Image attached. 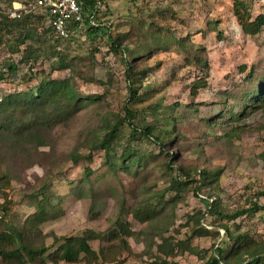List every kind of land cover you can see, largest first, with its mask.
Listing matches in <instances>:
<instances>
[{"label":"rangeland","instance_id":"rangeland-1","mask_svg":"<svg viewBox=\"0 0 264 264\" xmlns=\"http://www.w3.org/2000/svg\"><path fill=\"white\" fill-rule=\"evenodd\" d=\"M29 1L13 0L11 6L24 5ZM99 2L102 7L96 10L95 20L101 28L93 32L88 28L76 30L69 40L59 44L49 39L43 29V20L37 17L34 25L39 36L36 61H21L19 52L11 54L0 44V69L5 70L0 78V96L27 90L43 76L56 79L72 76L75 88L82 95L104 94L102 103L105 109L125 116L123 107L128 90L123 62L110 49L111 40L127 33L124 42L132 46L137 39H142V34L146 37L150 32H158L162 47H155L151 41L150 47L155 50L148 56L144 51L139 59V66L147 69L142 84L148 87L149 97L141 103L129 105L135 111L134 123L159 128L174 126L172 136L181 135L178 137L179 143H172L166 149L179 152L178 164H192L199 169L220 168L219 175L211 184L203 186L198 195L190 189L181 193V198L173 207L171 222L166 230L161 229L162 234L173 240L192 236V243L201 253L212 245L226 247L230 239L221 227L223 222L208 211V202L218 199L224 212L231 213L244 207L245 200L253 192L264 189V109L246 116L242 120L247 126L246 130L230 138L224 135L229 125L226 122L217 124L221 123V118L210 126L202 118L231 106L235 100L222 94V91H243L247 84L245 75L251 67L254 75L264 72V26L256 34L245 33L233 14L230 0ZM0 6L5 8L7 2L1 0ZM187 34L196 45L204 46L202 54L208 63L206 85L196 95L190 93V82L195 76L204 75L203 71L200 66L188 63L185 54L177 51L176 44L169 41L171 35L180 38ZM60 56H63L67 66L56 68ZM7 60L17 63L16 72H9L3 67ZM242 65L245 70L240 69ZM28 66L33 67L29 69ZM93 107L90 105L79 111L67 125H58L46 143L31 157V165H25L21 157L0 160V171L6 169L10 175L9 185L0 189V202L4 195L12 200L9 217L22 223L35 210L28 193L49 177L48 192L60 197L59 200L54 199L58 201V210L54 217L39 226V230L45 242L50 244L54 235L79 236L88 228H109L119 210L120 199L124 198V216L133 229V234L126 237L131 251H122V262L119 263H104L101 257L91 264H150L157 256L153 242H160L159 228L139 223L127 210L136 199L145 197L148 188L153 191L166 186L163 169L152 163L144 168L150 171L145 177H142L141 170L136 176L120 172L118 178H103L102 151L93 152L91 161L80 159L73 163L69 158L70 153H87L85 140L100 128L99 109ZM233 111L238 112L239 108ZM144 148L157 150L152 142L144 143ZM86 167L93 171L90 178L94 182V191L103 196L102 200H95L97 205H93L84 192L76 193L75 186H87V183H80ZM106 185L108 189H105ZM171 194L172 191L164 198ZM257 202L264 204V197H258ZM92 210H99L97 216L94 217ZM198 210L205 214L200 220L202 226L208 228L205 235H192L194 221L188 217ZM226 223L230 231H248L254 238L263 239L264 207L250 217L242 215ZM99 244L98 240L91 241L94 249ZM56 246H52L48 252H52ZM208 254L204 253L206 258ZM167 260L171 264H202L205 258L201 259L186 250L167 257ZM28 264L88 263L82 258L74 263H54L46 259L44 263L35 261Z\"/></svg>","mask_w":264,"mask_h":264},{"label":"trees","instance_id":"trees-1","mask_svg":"<svg viewBox=\"0 0 264 264\" xmlns=\"http://www.w3.org/2000/svg\"><path fill=\"white\" fill-rule=\"evenodd\" d=\"M5 1L7 6L5 8L0 6V44H3L11 54L19 52L21 61L27 63L29 60H37L39 36H37L34 26L37 17L43 20V29L53 43L59 44L71 38V35L64 40L54 37L51 28L45 22L44 15L28 12L25 9H13L11 6L13 0ZM84 1L91 9H96V0ZM230 1L233 14L242 30L250 35L258 33L264 26V14L254 15L250 4L244 0ZM11 11L16 14L10 16ZM100 26L99 24L90 26L87 30L93 32L99 30ZM75 31L74 29L73 32ZM157 33L150 32L148 33L149 37L142 34V39H137L132 46L124 42L127 33L111 40L110 49L123 62V75L128 90V97L123 107L125 116L105 109V105L102 103L104 94L82 95L75 88L72 76L61 79L43 76L27 90L0 96V160L21 157V160L26 162L25 165H31V157L38 152L41 145L46 143V139L51 136L50 133L58 125H67L79 111L94 105L93 109H99L100 128L96 134L85 140L84 143L88 145L87 153L82 155H76L75 152L70 153L69 158L73 163L80 159L91 161L93 152L102 151L101 165L104 167V171L101 172V176L103 178L108 176L118 178L120 172L136 176L141 170L142 177H145L150 171L144 168L152 163L163 169L162 177L167 183L166 186L153 191L148 188L145 191V197L136 199L127 210L139 223L155 225L159 228L157 233L160 242H153L157 256L150 264H171L167 257L186 250L201 259L205 258L202 264H264V238H254L248 231H230L226 223L238 216L250 217L261 210L264 204H259L257 198L264 197V189L253 192L245 200L244 207L231 213L224 212L218 199L208 202V211L223 222L221 227L230 239L226 247L212 245L210 246L211 250L210 248L205 249L201 253L192 243V236L173 240L162 234V230H166L168 223L171 222L173 207L181 198V193L190 189L195 195H198L203 186L211 184L219 175L220 168L199 169L192 164H178L179 152L166 149L172 143H179L178 137L181 135L172 136L174 126L159 128L156 125L134 123L135 111L129 108V105L141 103L149 97L148 87L142 84L147 69L139 66V59L144 55V51L148 56L155 50L150 47L151 41L155 47H162L160 46L162 38ZM28 39L29 43H27ZM169 41L176 44L177 51L185 54L184 58L188 63L200 66L203 71L204 75H197L190 82V93L196 95L198 90L206 85L208 63L202 54L204 46L196 45L188 34L180 38L171 35ZM21 46L23 47L21 48ZM163 48L166 47L163 46ZM66 66L67 62L63 56H60L55 67ZM3 67L14 73L17 70V63L7 60L3 63ZM28 67L32 69L33 66ZM240 69L245 70V66H240ZM4 71V69H0V78ZM245 80L247 84L241 92L222 91V94L235 100L230 107L215 115L202 118L208 126L221 118V123L217 124L226 122L229 125V130L224 132V135L229 138L246 130L247 126L242 121L246 116L259 109H264V72L254 75V70L251 67L245 75ZM236 107L239 108L238 112L233 111ZM146 142H152L157 146V150L144 148ZM92 173L91 168L86 167L80 183H87V186H75V189H77V194L84 192V195L90 197L92 204L97 205L95 200L98 198L100 201L103 196L94 191V182L90 178ZM8 174L6 169L0 171V189L9 185L10 178L8 176L10 175ZM49 184L48 177L28 193V199L35 205V210L26 216L22 223L13 221L9 217L12 200H9L6 195L2 198L3 201L0 202V264H28L35 261L44 263L46 259L54 263L58 261L74 263L82 258L86 263L91 264L101 257L104 263L122 262L121 252L129 253L131 251L126 237L133 234L131 223L124 216L126 213L124 198L120 199L119 210L109 228L105 230L88 228L79 236L54 235L52 242L47 244L39 226L55 216L58 210V201L56 202L54 199H60L59 196L48 192ZM105 189H108L107 185ZM171 191L172 194L164 198ZM98 211H91L94 217L97 216ZM204 215L200 210L189 215L188 218L194 221L192 235L208 233V228H204L200 223ZM238 227L237 224L236 228ZM94 240H98L100 243L97 249L91 246V241ZM55 245H57L56 248L52 252H48ZM204 253H209L207 258ZM173 264L176 263L173 262Z\"/></svg>","mask_w":264,"mask_h":264},{"label":"built area","instance_id":"built-area-1","mask_svg":"<svg viewBox=\"0 0 264 264\" xmlns=\"http://www.w3.org/2000/svg\"><path fill=\"white\" fill-rule=\"evenodd\" d=\"M244 1L250 4L254 15L264 14V0ZM12 7L44 15L45 22L51 28L54 37L64 40L74 29L82 30L97 25L95 13L102 6L99 0H96L95 10L91 9L84 0H30L24 5L18 4ZM15 14L11 11L10 16Z\"/></svg>","mask_w":264,"mask_h":264}]
</instances>
